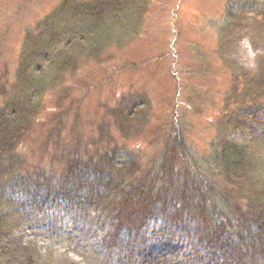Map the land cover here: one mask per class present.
<instances>
[{
    "label": "rangeland",
    "instance_id": "rangeland-1",
    "mask_svg": "<svg viewBox=\"0 0 264 264\" xmlns=\"http://www.w3.org/2000/svg\"><path fill=\"white\" fill-rule=\"evenodd\" d=\"M62 1L0 0L2 90L17 89L15 71L29 32ZM133 9L141 19H132L129 32L119 30L123 36L101 35L106 40L95 56L88 46L81 57L75 49L78 69L63 73L49 65L42 108L19 142L21 168L62 174L75 147L82 155L91 148L99 127L148 164L160 152L157 139L175 129L200 167L216 139L255 147L254 179L264 193V0H134ZM139 98L151 105L147 122L127 134L116 129L105 106L122 111L127 124L128 115L144 109L128 111ZM107 216L98 209L85 216L67 202L49 204L16 218L11 233L29 247L28 264H201L204 244L187 220L154 213L145 235L135 236L123 256L105 245ZM12 259L0 254L4 264Z\"/></svg>",
    "mask_w": 264,
    "mask_h": 264
},
{
    "label": "trees",
    "instance_id": "trees-1",
    "mask_svg": "<svg viewBox=\"0 0 264 264\" xmlns=\"http://www.w3.org/2000/svg\"><path fill=\"white\" fill-rule=\"evenodd\" d=\"M133 2L63 0L29 32L15 71L17 89L6 92L0 87L5 100L0 104V254L13 258L6 264L30 263L29 247L12 236L15 219L30 210L67 202L85 216L91 209L107 213L112 220L105 245L123 256L135 236L145 235V224L154 213L160 212L167 220H187L192 225L204 244L201 264H264V193L254 179L259 161L249 144L216 139L206 165L200 167L181 133L171 129L157 139L160 152L147 164L115 134L99 127L84 155L75 145L62 174L21 168L19 142L42 108L49 65L54 63L63 73L78 69L76 48L80 57L87 46L89 55L95 56L104 40L122 35L119 30L127 32L133 18L141 19V11L133 14ZM148 106L142 98L132 101L130 114L137 107L144 109L128 115L127 124L122 111L108 105L105 109L112 125L127 134L134 124L147 122ZM68 112L56 117L57 123ZM229 190L236 196L231 198Z\"/></svg>",
    "mask_w": 264,
    "mask_h": 264
}]
</instances>
